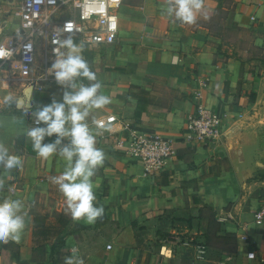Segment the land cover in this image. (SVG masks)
Masks as SVG:
<instances>
[{"label": "crops", "instance_id": "1", "mask_svg": "<svg viewBox=\"0 0 264 264\" xmlns=\"http://www.w3.org/2000/svg\"><path fill=\"white\" fill-rule=\"evenodd\" d=\"M230 1L228 8L227 0H204L213 11L203 10L187 24L166 14V0H124L117 40L91 46L96 52L113 47L114 58L96 64L95 71L103 90L109 88L118 99L110 113L102 107L89 116L108 179L106 191L95 193L96 203L105 208L95 223L60 222L65 197L52 177L64 171L66 161L58 154L41 158L26 129L0 119V145L23 162L7 176L0 169L5 183L0 199L21 198L28 209L21 239L14 241L20 245L14 255L18 264H64L61 258L73 248L84 264H158L159 256L162 264H264V223L255 222V211L264 205V56L247 58L240 52L244 46L229 40L233 30L217 31L213 20L219 3L229 10V21L251 33L252 44L262 49L264 0ZM205 78L206 106L224 114V133L202 146L180 138ZM51 83L57 85L53 98L58 100L65 86ZM111 114L118 121L108 122ZM94 120L106 127L96 128ZM139 129L177 142L178 153L164 171L147 175L140 162L113 148L114 137ZM54 139L55 134L44 142ZM216 221L218 231L211 229ZM68 224L62 254L54 238ZM170 233L175 239H162L158 246V239ZM227 236L234 238L230 248L208 241ZM198 244L207 247L204 258L197 256ZM162 245L172 247L171 255L161 254Z\"/></svg>", "mask_w": 264, "mask_h": 264}, {"label": "clouds", "instance_id": "2", "mask_svg": "<svg viewBox=\"0 0 264 264\" xmlns=\"http://www.w3.org/2000/svg\"><path fill=\"white\" fill-rule=\"evenodd\" d=\"M203 7L204 0H166L165 11L175 20L193 24ZM57 32L59 34L54 35L51 41L55 45L52 50L54 59L48 73L54 76L59 85L65 86V90L60 100L53 98L50 103L36 108L34 124L27 129L26 135L41 158L48 159L58 154L66 161L64 171L52 177V181L65 197L66 212L74 220L83 218L91 224L105 213L104 206L96 203L94 189L97 182L92 179L103 165L105 153L96 145V132L90 125L89 116L94 109L109 104L111 98L100 91L102 82L82 55L83 41L78 43L73 35H63L73 32L72 23L58 27ZM24 48L31 51V42L25 44ZM82 78L90 83H84ZM30 100L31 97L28 103ZM3 104L25 108L12 95L3 97ZM24 114L30 115L27 110ZM92 123L96 128L106 127L100 121L94 120ZM54 134V140L44 142L46 137H53ZM65 139L67 143H64ZM22 167V160L10 155L8 149L0 145V169H3L5 176ZM4 188V180L0 179V191ZM27 215L28 209L21 198L9 196L0 199V243L19 242L26 227ZM77 251L73 248L72 254L65 257L64 264H84Z\"/></svg>", "mask_w": 264, "mask_h": 264}, {"label": "built area", "instance_id": "3", "mask_svg": "<svg viewBox=\"0 0 264 264\" xmlns=\"http://www.w3.org/2000/svg\"><path fill=\"white\" fill-rule=\"evenodd\" d=\"M123 1L0 0L2 81L21 83L25 93L38 92L43 93V97L52 98L50 82L55 78L48 73V68L54 59L52 50L55 45L51 41L59 34L57 28L71 22L73 32L64 33V36L73 35L74 39L80 38L95 46L111 45L119 35V8ZM29 42L31 51L24 48ZM207 85L208 79L205 78L197 92L198 100L186 116L180 138L186 143L206 146L221 139L224 133V114L206 106ZM28 111L31 127L35 121V109ZM107 120L111 123L118 121L115 114L109 115ZM113 148L127 159L140 162L147 175L164 171L168 161L178 153L174 139L140 129L114 137ZM255 222L264 223V205L255 211ZM206 248L204 244L197 245L198 258L206 256ZM171 252V248L162 245V255H171Z\"/></svg>", "mask_w": 264, "mask_h": 264}, {"label": "rangeland", "instance_id": "4", "mask_svg": "<svg viewBox=\"0 0 264 264\" xmlns=\"http://www.w3.org/2000/svg\"><path fill=\"white\" fill-rule=\"evenodd\" d=\"M229 2L232 3V1L227 0V5L228 8H230L229 6ZM222 5L219 3H216V5H214L215 8V14H216V19L214 20L215 23V29H217V31L223 32L224 28L228 29H232L233 30V37L229 39L230 41H234V42H239L242 46H244V49L242 48V50L240 51L241 53H243L244 55H246L247 58H251L253 56H255L256 54H260L263 53L264 56V48L262 49H257L252 43H253V38H252V34L251 33H243L238 27L235 26L234 23H231L228 19V14H229V10H223ZM213 5L208 6L207 3H204V7L201 11L205 10L208 11L209 9H211V11H213ZM226 15L227 16V20L223 19V16ZM225 20V21H224ZM226 23V24H224ZM238 37V38H237ZM76 42H81L83 41L80 38H75ZM84 43V49L82 52V55L84 56L85 59L88 60L90 67L93 68V70H95L96 68V64L99 66L103 65V60L106 58H114V52H113V47H109L106 48L104 50L98 51L96 52L95 50H93L94 48H92L91 46H94L93 44H89V43ZM41 58V57H40ZM39 58V60L41 61V59ZM96 72V71H95ZM4 75V72L0 69V119H6L8 122H12L15 123L17 126V129L22 130V129H26L28 128V124L30 121V116H25L24 111L25 110H36V108L38 107H42L45 104H48L51 102V100L53 99V95H54V90H56L57 85H55V83H51L50 82V90L52 93V98H46L43 97L42 94L43 93H38L35 92L33 97H31L30 102L28 103V99L29 97H27V92L25 93L24 90V85H22L21 83H15V82H9V83H5L4 81H2L1 76ZM83 79V78H82ZM83 81H87L86 79H83ZM88 83H90L89 81H87ZM54 87V88H53ZM54 89V90H53ZM104 88H101L100 91L105 94L108 95L111 98V102L107 105L104 106V113L108 114L110 113L111 109H112V102H114V100H118L116 96H113L112 94H110L109 92V88L105 87L106 90H103ZM27 91V90H26ZM63 93V92H62ZM7 95H12L13 97H15L16 99L19 100L21 105H24V107H16V106H12V107H8L5 106L3 104V97L7 96ZM62 98V95L58 97V100ZM105 136L107 138H111L112 134H110V130L105 129ZM26 133V132H25ZM48 137H46L45 139H47ZM112 140V138H111ZM68 141H66L67 143ZM114 142V140H113ZM112 142V143H113ZM106 162L103 163L102 166H100L97 171H96V175L92 178L94 181L97 182V187L94 189L95 193L96 190L98 188L104 189L106 191L107 189V183H108V179L105 176V172L104 169L106 167ZM35 203L37 204V198ZM44 205V203H43ZM48 206V205H47ZM65 209H66V201H65V205H64ZM45 209V208H44ZM65 216L63 217L64 219V224H67V222H69V220L72 218L70 213L66 212L65 210ZM71 225L68 224L66 226H64V229H62L61 232H59V234L54 238L55 243L54 245H56L58 247V250L64 254L66 253V248L63 246V237L64 234L70 229ZM78 228V226H75ZM172 235L171 233L166 235V236H162L160 239H158V246L160 244H162V239H164L165 241H167V243H171V240H174L175 237L170 236ZM168 239V240H167ZM209 243L211 245L217 244V245H221V246H227V248L231 247L232 241L231 239L227 238V239H222V238H209L208 239ZM199 243V242H198ZM227 243V244H226ZM15 246L11 243V242H7V243H0V264H18L16 257L14 255L15 254ZM171 248L172 247H168ZM212 253L213 256H220V253L216 250L212 249ZM62 260H64L65 258L62 257ZM162 260H163V256H159L158 258V264H162Z\"/></svg>", "mask_w": 264, "mask_h": 264}, {"label": "trees", "instance_id": "5", "mask_svg": "<svg viewBox=\"0 0 264 264\" xmlns=\"http://www.w3.org/2000/svg\"><path fill=\"white\" fill-rule=\"evenodd\" d=\"M60 219V222H62V223H65L64 222V219L62 218V217H60L59 218ZM211 229H215L216 231H218L219 229H220V223H219V221H216L215 223H213L212 225H211ZM229 239H231V241H233V237L232 236H227ZM9 242H11L16 248H15V253H16V255L18 254V252H19V249H20V245L18 244V243H16V242H14V241H9ZM20 264H22V262H20Z\"/></svg>", "mask_w": 264, "mask_h": 264}]
</instances>
